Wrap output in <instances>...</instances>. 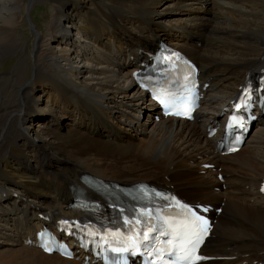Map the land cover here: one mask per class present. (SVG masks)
Here are the masks:
<instances>
[{
	"label": "bare ground",
	"instance_id": "1",
	"mask_svg": "<svg viewBox=\"0 0 264 264\" xmlns=\"http://www.w3.org/2000/svg\"><path fill=\"white\" fill-rule=\"evenodd\" d=\"M23 1L0 0V31L12 36V47L0 36V60L2 52L25 47L19 36V11L28 9ZM86 1H55L49 41L36 35L35 80L23 85L16 105L3 101L0 88V264H82L27 242L43 225L80 216L70 207L73 189L94 195L83 175L126 185L157 180L191 201L221 205L213 244L205 249L215 259L205 264L264 263V197L257 187L264 179V128L253 132L251 157L258 163L247 173L250 160L219 156L217 137L207 133L220 122L212 113L220 115L239 87L264 73V0H229L239 7L225 17L214 13L223 0ZM169 1L166 13L187 18L166 28L155 18L163 15L157 7ZM69 9L82 25L72 22L65 30ZM160 41H176L173 46L200 66L202 82L210 84L194 123L155 121L158 107L132 79ZM38 92L49 106L36 102ZM31 121L40 124L33 136L25 129ZM26 151L31 162L23 159ZM207 163L223 168L227 187L218 171L203 168Z\"/></svg>",
	"mask_w": 264,
	"mask_h": 264
},
{
	"label": "rangeland",
	"instance_id": "2",
	"mask_svg": "<svg viewBox=\"0 0 264 264\" xmlns=\"http://www.w3.org/2000/svg\"><path fill=\"white\" fill-rule=\"evenodd\" d=\"M55 1L56 0H38V2L32 6L28 4L27 0H24L22 2V5L27 6L28 9L23 10L21 9L19 12L22 14L23 17V23L21 27L19 28V36L23 39L25 43L24 49L20 52H9L4 54L2 52L3 58L0 60V88L4 91V99L3 101L6 103H12L14 105L17 104V101L21 99L19 98L20 91H22V87H24V84H31L35 80V42L37 39V34L41 36L42 39H44L46 42L49 41V27L52 22V16L57 12L55 9ZM84 1V0H83ZM215 1V0H214ZM220 1V0H216ZM87 5H92L91 0L86 1ZM225 5H220V7H217L214 9V13H216L217 16L225 17L226 12L229 11L236 6L239 7V4H236L235 2L229 1V0H223L221 2ZM234 4V7L232 4ZM172 2H163V4H160L157 7V10H159L163 15L161 17L156 16L155 21L160 23L161 26L172 27L177 24V21L179 20H185L187 18L186 15L183 13L174 12V10H171L166 13L167 5H171ZM228 4V5H226ZM30 6V7H29ZM196 8H200V5H195ZM207 6L211 7V4H207ZM232 6V7H231ZM172 9V8H171ZM225 9V10H223ZM205 11V10H204ZM224 12L221 14V12ZM66 16L68 18L65 20V22L62 24L65 30L70 29V25L72 22H76L78 25H82L79 23L80 18L76 16V13L73 12V10L66 11ZM209 17V16H208ZM203 16H200V19L197 20L198 22L203 21ZM162 22V23H161ZM222 25L224 24V21L220 22ZM6 33L0 31V36L7 40V45L5 47H12L10 44V41L12 39V36H9L10 33ZM79 37H76L75 40H78ZM81 39V38H80ZM48 40V41H47ZM44 41V42H45ZM193 43H197V41H192ZM79 44V43H78ZM199 45V44H198ZM0 43V47H1ZM201 46V45H200ZM199 46V47H200ZM1 52V50H0ZM76 51L75 49L72 50V54L70 56L75 57ZM240 71V69H238ZM32 88V87H30ZM10 97H13L11 99ZM11 101V102H8ZM46 96L42 94V92H38L36 95V102L40 101V104L49 106L45 101ZM139 113H137L138 115ZM140 115V114H139ZM140 119H143L142 114L140 115ZM210 119V118H208ZM151 120V119H150ZM30 121V120H28ZM144 121H142L143 123ZM40 124L38 121H31L26 123L25 129L28 131V133L33 136V132L37 129H39ZM131 136V135H130ZM23 159L26 161H32L33 157L30 152L26 151L23 155ZM250 188V187H249ZM247 188V190H249Z\"/></svg>",
	"mask_w": 264,
	"mask_h": 264
},
{
	"label": "snow or ice",
	"instance_id": "3",
	"mask_svg": "<svg viewBox=\"0 0 264 264\" xmlns=\"http://www.w3.org/2000/svg\"><path fill=\"white\" fill-rule=\"evenodd\" d=\"M163 102V101H162ZM202 223H203V225L205 226V228H204V230H205V232L207 231V224H208V221L205 219V220H202ZM143 239L144 240H148L149 239V236H148V234H147V232H145L144 233V235H143ZM152 239H155V237H152ZM202 239V238H201ZM189 243H191V241H189ZM197 247H198V244H197ZM194 251V250H193ZM199 257H197V259H198Z\"/></svg>",
	"mask_w": 264,
	"mask_h": 264
}]
</instances>
